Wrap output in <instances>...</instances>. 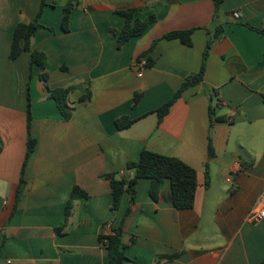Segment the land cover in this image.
<instances>
[{
    "label": "crops",
    "instance_id": "1",
    "mask_svg": "<svg viewBox=\"0 0 264 264\" xmlns=\"http://www.w3.org/2000/svg\"><path fill=\"white\" fill-rule=\"evenodd\" d=\"M70 1L0 0V264H109L99 237L123 220V264L264 263V219H249L264 193V0H224L216 18L214 0H75L64 32ZM129 9L141 21L157 20L119 47L110 32L124 29L118 12ZM39 14L31 48L47 57V81L29 54L10 57L16 27ZM187 30L191 46L163 38ZM143 56L152 64L139 77ZM204 63L203 81L160 119L156 111ZM48 89L70 90L69 119ZM87 93L91 99L81 101ZM29 97L37 146L23 175ZM122 118L135 123L120 130ZM143 150L197 171L192 209L175 207L169 180L154 200L152 181L141 179L134 203L125 193L112 211L106 176L129 179L126 165ZM75 188L86 197L72 201L66 219Z\"/></svg>",
    "mask_w": 264,
    "mask_h": 264
},
{
    "label": "trees",
    "instance_id": "2",
    "mask_svg": "<svg viewBox=\"0 0 264 264\" xmlns=\"http://www.w3.org/2000/svg\"><path fill=\"white\" fill-rule=\"evenodd\" d=\"M74 1H70L65 9H64V18L62 24V30L64 32L69 31V20L71 16V12L74 8ZM224 0H214L216 6L215 18L218 17L220 12V5ZM45 3L43 4V7ZM135 9H129L127 11H120L118 14L122 15L126 19L124 29L118 33L114 30H111L110 34L117 38L118 46L122 47L128 41L135 37H139L143 35L147 29L156 22V16H150L146 20L141 21L135 18ZM41 14H39L35 20L30 24H19L13 34V41L11 46V60H16L23 52L29 54L31 68L34 65H37L41 70L40 78L43 81H47L48 73L47 66L48 60L44 53L39 52L37 50H33L31 48V41L35 36L38 29L42 26L39 23V19ZM222 31V27H218L214 37H218L220 32ZM193 30L187 31H174L164 35V39H180L185 45L191 46L192 40L191 35ZM212 39L208 41L207 48L204 54V61L208 57L209 51L211 49ZM145 58L144 56L140 59ZM140 62V61H139ZM148 66L152 64V62L147 59ZM205 73V63L203 64L202 70L200 73L195 74L187 78L186 82L183 84L182 88L176 93L173 100L163 107L158 109L156 112L158 113L160 119L166 116L170 108L179 99L182 93L192 87L193 85L200 83L203 81ZM49 96L57 103L61 113L65 117V119H69L72 116L73 109L68 104V96L70 90L65 89H48ZM91 99V94L87 93L81 101H86ZM140 100V94L135 95L134 103L135 105ZM27 118H28V148L25 165L22 170V174L24 175V170L28 159L31 154L34 152L37 142L32 138L31 135V122H32V113H31V99L29 97V105L27 110ZM135 121H132L128 118H122L117 121V127L120 130L127 129L131 125H133ZM3 152V140L0 134V155ZM209 154L213 156L214 148L211 140H209ZM126 168L133 173V175L126 180H116L114 175H107L106 178L110 180L113 194V205L112 211H118L122 198L125 193H129L131 198V204L135 201V193L136 187L141 179H150L152 181L150 196L154 200L159 199V195L161 192V186L163 185L165 180H169L171 183V201L175 205V207L179 210H187L192 209L195 206L196 193L199 187L198 183V174L197 171L190 167L188 164L180 160L179 158L172 156L160 155L148 150H143L140 152L138 158L136 160H131L127 163ZM25 185V180L21 178V184L19 188V195L22 192V189ZM86 197V194L82 192L79 188H75L72 195L71 200L67 205L66 209V219H68L72 212V201L78 198ZM130 213V208L128 209L125 217ZM123 222L119 226L112 225V233L108 235H101L99 237L100 243L106 248L109 254V264H123L126 260V248L127 246L124 243V229ZM163 258L171 260L172 256H164ZM157 264H161V259ZM264 264V263H262Z\"/></svg>",
    "mask_w": 264,
    "mask_h": 264
},
{
    "label": "built area",
    "instance_id": "3",
    "mask_svg": "<svg viewBox=\"0 0 264 264\" xmlns=\"http://www.w3.org/2000/svg\"><path fill=\"white\" fill-rule=\"evenodd\" d=\"M234 15L237 17L239 16L238 13H235ZM147 66H148L147 59H142L138 63L137 68L138 67L140 68V70L138 72L139 77L143 76L142 70H143V68H146ZM249 219L252 222H260L264 219V193H263L261 199L259 200L258 205L251 211V213L249 215Z\"/></svg>",
    "mask_w": 264,
    "mask_h": 264
},
{
    "label": "rangeland",
    "instance_id": "4",
    "mask_svg": "<svg viewBox=\"0 0 264 264\" xmlns=\"http://www.w3.org/2000/svg\"><path fill=\"white\" fill-rule=\"evenodd\" d=\"M238 129H240V126L238 125Z\"/></svg>",
    "mask_w": 264,
    "mask_h": 264
}]
</instances>
